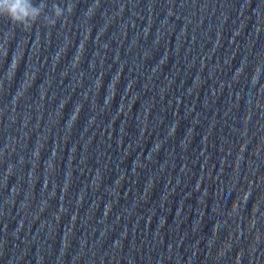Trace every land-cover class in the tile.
I'll return each mask as SVG.
<instances>
[{"label": "water", "instance_id": "water-1", "mask_svg": "<svg viewBox=\"0 0 264 264\" xmlns=\"http://www.w3.org/2000/svg\"><path fill=\"white\" fill-rule=\"evenodd\" d=\"M0 47V264H264V0H74Z\"/></svg>", "mask_w": 264, "mask_h": 264}, {"label": "clouds", "instance_id": "clouds-1", "mask_svg": "<svg viewBox=\"0 0 264 264\" xmlns=\"http://www.w3.org/2000/svg\"><path fill=\"white\" fill-rule=\"evenodd\" d=\"M74 5V0H0V17H6L14 26L28 30L37 22H43L47 26L55 25L59 20L67 17ZM0 54L3 49L0 47ZM15 60L5 64L0 75L17 76ZM260 69L257 71L259 74Z\"/></svg>", "mask_w": 264, "mask_h": 264}]
</instances>
